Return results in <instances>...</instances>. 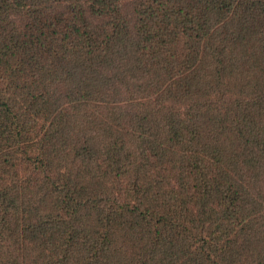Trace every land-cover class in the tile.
Listing matches in <instances>:
<instances>
[{
  "label": "trees",
  "instance_id": "16d2710c",
  "mask_svg": "<svg viewBox=\"0 0 264 264\" xmlns=\"http://www.w3.org/2000/svg\"><path fill=\"white\" fill-rule=\"evenodd\" d=\"M0 0V264H264V0Z\"/></svg>",
  "mask_w": 264,
  "mask_h": 264
},
{
  "label": "rangeland",
  "instance_id": "374dc122",
  "mask_svg": "<svg viewBox=\"0 0 264 264\" xmlns=\"http://www.w3.org/2000/svg\"><path fill=\"white\" fill-rule=\"evenodd\" d=\"M124 5H123V12L126 18L129 20L133 19L134 16V6L136 0H123ZM263 188H264V183H263Z\"/></svg>",
  "mask_w": 264,
  "mask_h": 264
}]
</instances>
